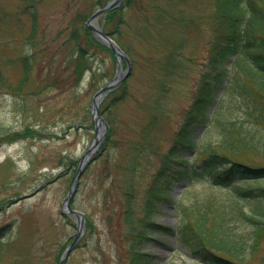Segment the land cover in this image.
<instances>
[{"label":"rangeland","instance_id":"1","mask_svg":"<svg viewBox=\"0 0 264 264\" xmlns=\"http://www.w3.org/2000/svg\"><path fill=\"white\" fill-rule=\"evenodd\" d=\"M139 1L125 7L119 33L115 37L110 34L128 51L130 72L122 78L126 93L101 112L108 125L105 138L82 171L71 202L83 212V237L65 264L128 263L131 238L124 216V192L129 167L134 168L131 180L136 187L137 217L143 212L144 191L183 122L206 69L213 32L209 21L202 18L210 13L209 0L186 6L187 15L194 13L201 22L195 29H181L174 35L169 20L148 34L140 33L142 18L149 12ZM93 2L0 0V227L5 225L0 238L14 242L10 248L3 247L0 264H27L22 260L30 257L28 264H52L72 240L74 216L62 213L61 203L77 161L95 135L92 97L116 71L113 51L107 45L90 44L92 71H84L79 79L74 73L71 32L85 24L96 8ZM32 8L36 10L35 24L27 10ZM104 20L105 15H99L96 23L101 26ZM115 25V20L110 21L106 30ZM172 46H176L171 65L174 72L166 74V54ZM121 64L124 69L125 63ZM105 97L100 109L107 104ZM16 131L19 135L8 140L6 134ZM195 136L199 144L214 143L219 131L212 126L205 132L201 128ZM260 143L259 151L241 158L264 163V133ZM185 186L182 182L172 184L169 194L175 203ZM203 189L200 182L190 186V194L185 193L176 208L172 202L159 205L154 213L157 222L174 226L181 221L180 209L189 205L191 193ZM240 230L250 234L251 225L242 222ZM150 236L140 248L152 254L154 264H209L192 256L171 233L153 232ZM263 254L264 233L259 248L245 264H261Z\"/></svg>","mask_w":264,"mask_h":264},{"label":"trees","instance_id":"2","mask_svg":"<svg viewBox=\"0 0 264 264\" xmlns=\"http://www.w3.org/2000/svg\"><path fill=\"white\" fill-rule=\"evenodd\" d=\"M199 1L140 0L138 5L149 15L142 18L139 32L144 30L148 34L150 29L156 30L166 20L174 27L172 35L181 29H195L201 18L194 13L187 15L185 9ZM106 2L94 0L93 4L97 8ZM134 2L122 0L119 7L107 12L103 30L115 37L119 33L118 25L124 21L125 7ZM208 7L210 13L202 19L209 21L213 37L209 42L206 69L194 90L183 122L144 191L143 212L137 217L134 206L136 187L131 180L134 168L129 167V183L124 192V216L131 238L126 253L129 257L127 264H154L152 254L140 248L145 240L152 239L150 234L153 232L171 233L192 256L209 264H245L261 243L264 233V163L242 159L241 156L259 151L260 135L264 133L261 132L264 130V0H209ZM27 10L35 24L36 10ZM113 20L116 21L114 29L106 30L107 23ZM163 36L167 39V35ZM71 37L75 44L74 73L79 79L84 71L91 70L92 52L87 47L90 44L107 46L98 41L85 24L74 27ZM123 50L128 54L125 48ZM175 50L176 46H172L166 54L169 62L166 74L174 72L171 65ZM125 87L123 80L107 93V104L103 105L101 112L126 93ZM211 126L219 131V139L214 143L202 144L200 141L199 144L195 132L201 128L205 132ZM18 135L16 131L6 137L13 140ZM175 182L186 184L176 203L169 194ZM198 182L203 183L205 189L191 193L189 205L180 209L181 221L173 227L157 222L154 213L159 205L172 202L176 208L185 193L190 194L189 187ZM136 221L139 223L135 225ZM242 222H249L250 234L240 230ZM4 226L0 227V237ZM6 226L8 229L10 223ZM13 243L0 238V253L4 246L10 248ZM22 262L28 264L32 259ZM261 264H264V256Z\"/></svg>","mask_w":264,"mask_h":264},{"label":"water","instance_id":"3","mask_svg":"<svg viewBox=\"0 0 264 264\" xmlns=\"http://www.w3.org/2000/svg\"><path fill=\"white\" fill-rule=\"evenodd\" d=\"M121 0H110L103 7L95 9L91 15L88 17L86 24L90 27V29L94 32L95 36L99 38L103 43L109 46L116 57V71L114 76L107 81L105 85L99 88L93 95L92 101L90 104V112L92 114L95 135L91 141V144L87 148V150L80 156L77 169L72 177L70 186L66 192V195L61 203V211L62 212H70L75 217V233L72 242L65 248L63 251L58 264H63L66 260L68 253L74 247L78 239L80 238L83 232L84 220L83 214L80 210L72 208L70 206V200L73 196L79 176L86 164L89 162L91 158H93L95 151L99 148L100 144L103 142L105 138V132L107 128V122L103 118V116L99 112V104L103 96L106 94L108 90L118 84L123 77L128 75L130 71V63L127 55L123 52V50L119 47V45L111 38L108 34L103 32L102 28L96 23V18L103 13H106L110 9L116 8L120 5ZM121 58H124L127 62L126 68L123 70L121 67Z\"/></svg>","mask_w":264,"mask_h":264}]
</instances>
